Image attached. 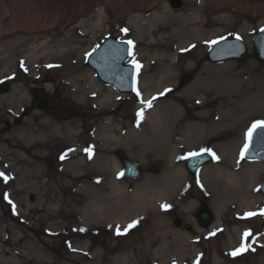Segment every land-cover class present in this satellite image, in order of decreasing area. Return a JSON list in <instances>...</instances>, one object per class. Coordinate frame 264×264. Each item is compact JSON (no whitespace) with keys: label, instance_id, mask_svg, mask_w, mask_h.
Instances as JSON below:
<instances>
[{"label":"rangeland","instance_id":"1","mask_svg":"<svg viewBox=\"0 0 264 264\" xmlns=\"http://www.w3.org/2000/svg\"><path fill=\"white\" fill-rule=\"evenodd\" d=\"M181 1L182 7L175 9L170 0H0L6 9L0 17V83L12 81L10 92L0 97V173L8 177L7 181L0 178V264H264V197L260 193L264 171L258 181L254 210L231 211L228 225L216 229L220 213L215 199L203 187L201 176L203 168L217 161L218 153L202 148L211 149L216 158L199 171L195 180L185 166L186 158L182 159L183 172L174 176L177 180L173 183L164 164L143 160V152L130 141L135 126L145 116L137 115L141 111L136 91L119 95L86 65L87 56L108 37L132 41L129 63L141 66L136 69L138 90L147 46L135 45L130 18L137 11L153 12L164 6L181 14L190 0ZM204 5L205 29L218 32L192 67L178 73L175 84L179 92L190 86L206 65H218L206 61L214 41L239 36L252 54L253 37L264 28V0H205ZM99 9L103 18L97 16ZM222 10L231 12L229 19L220 24L211 22L214 13ZM14 13L17 17L11 22ZM58 46L65 50L60 56L47 55ZM228 62L243 70L252 64L257 72H264V65L251 56L242 62ZM187 74L192 75V81L183 85L182 78ZM84 75L97 83L96 88L86 84L90 90L86 92L95 93L99 87L104 93L112 91L104 109L85 107L76 98L75 83ZM34 89H42L49 96L46 108L33 106ZM42 112L62 118V124L76 121V132L81 134L78 144L87 154L97 146V132L106 134L101 144L106 148L98 153V161L60 179V172L70 171L61 157L69 155L71 148H56L53 153H45L51 154L46 159L32 160L23 152L30 142L19 139L14 129L38 120ZM126 113L129 116L122 118ZM256 121L264 119L248 123L231 139L241 154L248 142L246 134ZM119 150L144 168L142 179L128 181L120 175L123 169L116 157ZM8 152L14 154L6 159ZM192 152L207 153L199 149L183 157ZM23 159L34 167L21 165L10 173L8 164ZM242 160L261 163L248 162L244 156ZM42 174L45 177H40ZM27 187L29 190L24 191ZM147 190L149 194L142 198ZM202 203L215 216L209 229L196 219ZM163 204L171 207L163 210ZM101 206L102 214L97 211ZM112 208L117 216L108 215ZM258 211L254 216L246 215ZM133 221L137 224L129 229ZM117 228L126 234L117 235ZM236 228L240 230L239 239L235 236L236 243L232 244L229 238ZM245 232L250 233L246 241ZM243 244L247 250L232 255Z\"/></svg>","mask_w":264,"mask_h":264},{"label":"bare ground","instance_id":"2","mask_svg":"<svg viewBox=\"0 0 264 264\" xmlns=\"http://www.w3.org/2000/svg\"><path fill=\"white\" fill-rule=\"evenodd\" d=\"M204 3L205 0H190L188 8L181 14H175L164 6L153 12L137 11L130 18L135 45L147 46V53L143 56L146 63L140 75L138 91L144 101H152L151 107L138 102L137 108L145 116L135 126L130 141L143 152V160L164 164L173 183L177 180L174 176L183 172L180 164L185 153L202 148L215 150L218 159L213 165L203 168L201 178L203 187L215 199L220 213L217 219L220 225L216 227L219 229L222 225H228V214L231 211L251 210L258 204L257 186L264 164L244 163L240 150L231 139L241 128L243 132L248 123L264 119V72H257V67L252 64L246 70L233 62L206 65L197 74L196 80L179 92L175 84L178 73L185 67H192V63L218 32V29H205ZM5 10V6L0 4V17ZM230 14L228 10L218 11L214 13L211 22L223 23L229 19ZM97 16L103 18L102 9L98 10ZM15 17L16 13L11 22L15 21ZM64 51L58 46L47 55L60 56ZM86 84L97 87L94 78L89 80L87 75L81 77L75 83V96L80 103L85 107L107 106L112 91L104 93V89L99 87L95 93H88L86 90H90L85 87ZM37 117L38 120L24 123L19 128L16 126L14 131L19 139L30 142L28 150L23 152L34 161L48 158L51 154L45 153H53L56 148H71L70 154L63 158L64 167H69L70 171L60 172V179L93 165L100 157L98 153L102 154L106 148L101 144L107 135L97 132L94 140L97 146L89 156L86 151L80 150L78 141L81 134L76 132V121L62 124V118H52L47 112ZM13 154L8 152L5 158ZM27 161L11 162L8 164L9 172L15 173V169L21 165L34 167V164H28ZM116 189L114 186L113 190ZM25 190L28 191L29 187ZM118 190L123 192V189ZM148 194L147 190L141 197ZM187 206L190 209L192 203L189 202ZM102 208H97L100 214L103 213ZM114 210L112 208V213L108 215L117 216ZM239 231L236 228L231 232L229 239L232 244L236 243L235 236L239 239Z\"/></svg>","mask_w":264,"mask_h":264},{"label":"water","instance_id":"3","mask_svg":"<svg viewBox=\"0 0 264 264\" xmlns=\"http://www.w3.org/2000/svg\"><path fill=\"white\" fill-rule=\"evenodd\" d=\"M171 4L175 8L182 7V1L171 0ZM254 52L253 57L264 64V31H260L254 37ZM130 53V47L127 42H121L117 39L106 40L93 54L88 58V65L92 67L98 74V77L106 84L114 86L120 93H131L135 85V69L131 65H125ZM248 57V50L241 39L221 40L217 42L206 60L219 63L228 60L243 61ZM191 75H187L182 79L185 84L191 79ZM9 91V85L4 84L0 86V95ZM35 104L39 107H45L48 98L42 94L41 91L35 90ZM117 157L124 165L125 179H139L143 171L137 164L131 162L124 152H117ZM245 158L248 160H256L264 162V138L261 136V130L253 134L252 140L249 141L247 151H245ZM212 161L210 155H198L196 158H189L187 160V168L193 178L199 169L206 163ZM261 192L264 196V181L262 183ZM200 225L209 227L214 217L212 211L207 205H202L196 214Z\"/></svg>","mask_w":264,"mask_h":264},{"label":"snow or ice","instance_id":"4","mask_svg":"<svg viewBox=\"0 0 264 264\" xmlns=\"http://www.w3.org/2000/svg\"><path fill=\"white\" fill-rule=\"evenodd\" d=\"M124 31H127V30H124ZM261 31H264V29H261ZM237 39H240L239 36L236 37ZM127 43L129 45H132V41H127ZM215 43V41L213 42ZM134 67L139 70V68L141 67L139 64H135L134 63ZM135 90V89H134ZM136 91V95L138 98H140V103L142 104H146V106L148 107H151L152 105V101L149 100V101H144L141 97V94L138 90H135ZM169 91H171V89H169ZM138 116H141L143 115L142 112L140 113H137ZM257 129H260L261 130V136L262 138H264V121H256L254 122L251 127L249 128L247 134H246V137H247V140L248 141H251L252 140V137H253V134L257 131ZM245 151H247V144L245 145ZM201 152H207L209 155H211L214 159L216 158L215 156V153H213L211 151V149H201ZM88 154L89 156L91 155V151L88 150ZM200 153H196V152H192V153H189L188 157H181L182 159H185V158H196ZM241 156L243 157V153L241 154ZM63 159V157H61ZM120 175H123V173H120ZM0 178H3L5 181H7L8 177L6 175H4L3 173H0ZM7 198V197H6ZM9 203H12L11 201H9ZM171 206L170 205H167V204H163L161 205V208L163 210H168ZM262 215H264V212L261 213ZM248 217H251V216H254L255 213H247L246 214ZM137 224V221H133L129 226L128 228L131 229L133 227H135ZM80 231H84V229H80ZM117 232V235H121V234H126V232L122 233L120 231L119 228H117L116 230ZM214 234V233H213ZM250 236V233L249 232H245L244 235H243V240L246 241L248 239V237ZM247 250V246L246 244H243L242 247L238 250H236L235 252L232 253V255H237L239 254L240 252L242 251H246Z\"/></svg>","mask_w":264,"mask_h":264}]
</instances>
